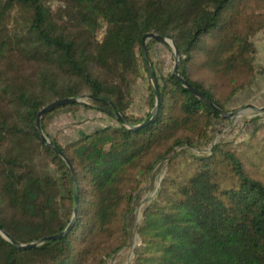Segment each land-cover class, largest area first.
<instances>
[{
	"label": "trees",
	"instance_id": "obj_1",
	"mask_svg": "<svg viewBox=\"0 0 264 264\" xmlns=\"http://www.w3.org/2000/svg\"><path fill=\"white\" fill-rule=\"evenodd\" d=\"M255 10L247 0H0V228L16 242L60 233L74 212L72 176L41 140L37 113L56 100L92 97L90 105L60 106L40 122L74 172L73 226L29 249L0 235V264H106L129 245L137 195L163 163L129 264H264V182L246 167L251 156L262 158V149L212 144L210 127L221 118L171 71L155 75L160 103L147 124L128 129L111 116L115 108L136 127L154 108L148 83L147 115L128 114L131 89L147 73L141 39L151 32L174 40L179 75L224 110L214 81L223 79L232 96L254 80L250 38L264 29V11ZM154 43L146 44L153 72ZM78 107L115 124L61 145L46 121ZM250 123L249 140L264 131V113ZM38 160L56 174L38 170Z\"/></svg>",
	"mask_w": 264,
	"mask_h": 264
},
{
	"label": "rangeland",
	"instance_id": "obj_2",
	"mask_svg": "<svg viewBox=\"0 0 264 264\" xmlns=\"http://www.w3.org/2000/svg\"><path fill=\"white\" fill-rule=\"evenodd\" d=\"M247 6L251 9L255 8L256 12L264 11V0H247ZM250 43L252 52L249 56L252 59V65L255 69V76L252 83L248 85L244 84L242 88L231 96L230 91L232 88L229 87V84L228 86H224V80L221 78H217L214 81L218 85L216 95L224 103V111L226 112L237 111L247 104L264 107V29L256 32L250 38ZM150 54L156 76L165 75L171 71L173 58L170 48L156 42L151 46ZM212 78L214 77L208 76L206 81L212 83ZM148 83L150 82L147 73L142 70L141 76L131 89L133 104L128 109V114H133L136 118L146 116L148 113ZM83 102L85 105H90L88 99H84ZM260 115H256L252 111H245L244 114H238L233 120H215L210 127L209 134L212 144L219 141L227 142V148L229 149L234 148L240 151L246 142L248 144L245 145V148L248 145H253L259 151L262 149V158L258 161L255 157L251 156L246 163V167L252 176L264 182V131L259 130L255 134V137L249 140L254 127L250 123V120ZM114 124L115 121L113 119L95 109L78 107L73 110H63L53 114L46 121V129L51 137L55 138L61 145H64L69 141L75 140L80 132L89 133L97 127ZM181 149L177 148L176 150L180 151ZM38 161V170L40 169L42 172L49 174L55 172L56 174L54 167L48 161ZM165 172V164L158 165L150 175L148 181L142 184L134 204V210L128 218L129 245L114 255L106 264H129L131 261L132 254L138 244V236L135 234V228L140 221L142 207L154 195Z\"/></svg>",
	"mask_w": 264,
	"mask_h": 264
},
{
	"label": "water",
	"instance_id": "obj_3",
	"mask_svg": "<svg viewBox=\"0 0 264 264\" xmlns=\"http://www.w3.org/2000/svg\"><path fill=\"white\" fill-rule=\"evenodd\" d=\"M148 40H154L162 45H165L166 47L170 48L172 50V58H173V66L171 69V75L174 76L182 85V87H184L187 91H189L194 97H196L198 100H200L202 103H204L213 113L217 114L221 119H231L233 120L238 114H244L245 111H252L254 112L256 115H260L264 112V107H256L254 105L251 104H247L245 105L243 108L237 110V111H233V112H226L224 110H222L221 108H219L217 105H215L207 96H205L203 93H201L200 91H198L196 88L192 87L191 85H189L185 79H183L179 73H178V62H179V51L174 43V40L169 37V36H160L157 35L153 32L151 33H147L145 34L142 39H141V51L143 54V58L145 61V68L147 71V76L149 79V82L151 84V87L153 89V93H154V97H155V105L153 110L150 113V116L147 117L145 119V121L141 124L138 125L136 127L130 125L125 118L115 109H112L111 112V116H113L117 121H119L124 127L128 128V129H137L140 128L142 126H144L145 124H147L156 114L158 111V106L160 103V94H159V88L156 82V77L155 74L152 70L151 64L148 60L147 57V49H146V44ZM84 99H92V97L88 94H84L82 96L79 97H74V98H67V99H63V100H56L51 102L50 104L46 105L44 108H42L38 113H37V118H36V122H35V127L39 133V136L41 138V140L43 141V143L45 144V146H47L48 148H50L55 154H57L65 163V165L67 166L73 182H74V212H73V216L72 219L70 220L69 224L67 225V227L61 231L60 233L50 236V237H46V238H42L39 239L38 241H34L28 244H20L18 242H16L15 240H13L7 233H5L1 228H0V235L7 240L8 242H10L12 245H14L17 248L20 249H29V248H35L37 246H39L40 244L48 241V240H55V239H59L64 237L68 231L71 229V227L73 226L75 219H76V208L78 205V201H77V192H76V184H75V176H74V172L72 169L71 164L69 163L68 159L64 156V154L62 153V151L60 149H58L44 134L43 130L41 129V119L44 115H46L47 113L55 110L56 108L60 107V106H64L67 104H83V100ZM136 234V231H135ZM137 235V234H136Z\"/></svg>",
	"mask_w": 264,
	"mask_h": 264
}]
</instances>
